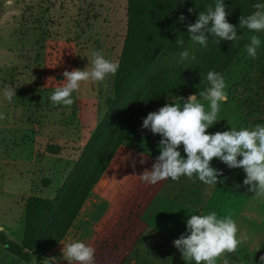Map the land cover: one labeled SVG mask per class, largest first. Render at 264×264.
Returning a JSON list of instances; mask_svg holds the SVG:
<instances>
[{
    "label": "rangeland",
    "instance_id": "374dc122",
    "mask_svg": "<svg viewBox=\"0 0 264 264\" xmlns=\"http://www.w3.org/2000/svg\"><path fill=\"white\" fill-rule=\"evenodd\" d=\"M234 26L238 27V23ZM237 32L244 33L245 39L236 44L216 43L212 37L207 48L209 59L203 55L200 45L191 43L187 49L194 59L185 60L183 69L177 63L179 52L164 58L163 71L182 70L194 77H201L206 67L209 70L220 67L216 71L225 78L228 100L221 105L220 121L206 130L209 133L230 130L231 126L251 128L264 124V43L255 58L248 57L244 44L251 33L240 28ZM126 34L127 0H0V88L16 89V97L11 100L0 98V222L3 221L5 229L15 228L16 223L15 230L4 234L10 242L20 244L23 239L25 204L29 197L64 199L67 184L73 180L70 176L74 166L105 117L109 101L115 98L116 74L103 82H82L80 89L73 93L74 102L70 107L54 105L49 100L50 93L62 83L65 70L86 67L91 50H99L106 58L119 62ZM259 35L264 41V33ZM190 65L197 68H189ZM135 87L136 78L124 87V95ZM170 102L179 101L176 98L152 103L131 128L121 148H134L146 154L153 164L159 154L160 136L142 129V119ZM6 116L19 121L18 126L23 122L29 130L1 128L6 124L3 120ZM48 145L58 146V154L47 153ZM33 152L39 164L31 167ZM181 156H185L182 146ZM210 163L222 175L216 186L208 189L203 184L200 214L215 211L220 217L234 219L238 234L247 239L227 254L229 264H254L264 240V199L255 197L243 185L245 173L241 168L229 169L216 158ZM44 181L49 184L45 185ZM163 194L160 190L159 195ZM136 196L138 203L143 196L139 192ZM16 201L24 206L18 217ZM102 206L100 202L85 207L60 243L61 251L49 258L47 255L46 259L56 258L58 264H67L61 259L63 244L79 239L95 248L94 264H129L128 259L132 260L133 256L127 259L124 256L131 235L127 229L128 217L114 227L110 223L101 227L98 215L102 209L111 218L120 213L118 209ZM217 263L223 264L221 259Z\"/></svg>",
    "mask_w": 264,
    "mask_h": 264
},
{
    "label": "clouds",
    "instance_id": "9594fccd",
    "mask_svg": "<svg viewBox=\"0 0 264 264\" xmlns=\"http://www.w3.org/2000/svg\"><path fill=\"white\" fill-rule=\"evenodd\" d=\"M252 8L250 14L240 15L237 27L226 19L230 10L226 8L225 0H214V6L200 11L195 22L187 25L188 39L201 47H207L209 37L216 38V43L230 41L236 44L245 39V34H238L237 29H247L251 35L247 36L244 51L248 57L255 58L264 43L259 35L264 33V0H256ZM183 20L181 15L179 21ZM176 43L183 45L184 40L176 39ZM191 59L194 57L185 48L179 52L177 63ZM87 61L84 69L63 72L62 83L49 95L54 105L70 107L74 102L73 93L80 89L82 82H103L106 77L114 76L119 68L117 61L106 58L99 50H91ZM205 80L206 86L202 90L186 98L177 97L179 102L165 103L142 119V129L150 130L153 135L159 134L160 140L159 154L151 170L145 169L138 178L147 184H156L184 176L207 186H216L222 175L220 170L211 166L210 162L216 158L229 169L241 168L245 173L243 185L248 186V191L254 192L255 197L264 199V124L251 128L231 126L230 130L207 132L220 121L218 114L228 95L221 73L208 70ZM15 91L8 86L0 88V98L11 100ZM181 146L185 156H181ZM140 163L143 164L144 159ZM238 232L235 220L229 216L220 217L215 211L193 214L187 217L185 233L173 240V246L187 264H216L217 259L229 264L227 254L234 252L247 239ZM61 259L67 264H94L95 248L83 240L74 239L63 244ZM45 260L49 264H58L56 258ZM259 260L264 264V255ZM31 264H37L35 256Z\"/></svg>",
    "mask_w": 264,
    "mask_h": 264
},
{
    "label": "trees",
    "instance_id": "16d2710c",
    "mask_svg": "<svg viewBox=\"0 0 264 264\" xmlns=\"http://www.w3.org/2000/svg\"><path fill=\"white\" fill-rule=\"evenodd\" d=\"M255 2L226 0V8L230 10L226 19L234 26L240 15L246 16L254 10L252 4ZM209 6H214V0H127V34L115 75V98L109 101L105 117L74 166L70 176L73 180L67 184L64 199L58 196L56 199L35 196L27 199L24 236L20 244L10 242L0 232V244L9 254L24 264H31L32 256L36 257L37 264L43 263L49 252L64 240L85 200L144 111L152 103L188 96L206 86L208 67L201 77L186 75L182 70L163 69L165 57L192 46L187 25L194 23L198 13ZM181 15L182 22L179 21ZM176 39H183L184 44L178 45ZM207 48L208 45L201 50L209 59ZM184 66L180 63V69ZM189 68L197 67L190 65ZM135 78L137 87L125 96L124 87ZM59 150L54 145L46 147L47 153L54 155ZM44 184L48 185L49 181ZM261 255H264V240L254 264H260Z\"/></svg>",
    "mask_w": 264,
    "mask_h": 264
},
{
    "label": "crops",
    "instance_id": "0c3cea01",
    "mask_svg": "<svg viewBox=\"0 0 264 264\" xmlns=\"http://www.w3.org/2000/svg\"><path fill=\"white\" fill-rule=\"evenodd\" d=\"M3 120L6 124L1 128L29 130V127L26 128L23 122L21 126H18L20 122L16 119H10L6 116ZM15 120L16 123H14ZM36 135L35 133V137ZM34 154V152L31 154L32 158L29 161L31 167L35 163L39 164ZM141 159H144L143 164L140 163ZM125 161L127 162L125 163ZM151 166L152 162L148 161L146 154L131 147L119 148L101 179L85 200L79 214L85 207L94 206L101 202L102 207L108 206L111 210L118 209L121 213H118L116 218H111L110 213L103 212L102 209L98 215L101 216V227L108 223L114 227L121 224L124 217H128L127 229L131 235L124 256L126 259L133 256L132 260L128 259L130 260L129 264H187L182 259L181 253L173 246V240L185 233V223L188 216L200 214L199 197L202 194L203 183L195 178L189 179L181 176L175 182L165 179L151 186V184L142 182L138 178L145 169L151 170ZM205 187L209 189V186L206 185ZM160 190L165 194L160 196ZM136 192L143 196V198H139L140 202L138 203ZM14 204L15 208L18 209L16 212L18 217L24 206L17 201ZM14 226L15 228L5 229L2 221L0 222V232L9 235L11 231L16 229V223ZM61 246L60 244L49 252L47 258L57 251H61ZM115 253H118L117 248H115ZM46 262L47 260L43 264ZM0 264L24 263L9 254L0 244ZM216 264L219 263L216 262Z\"/></svg>",
    "mask_w": 264,
    "mask_h": 264
}]
</instances>
